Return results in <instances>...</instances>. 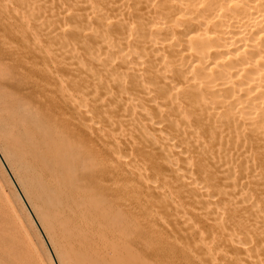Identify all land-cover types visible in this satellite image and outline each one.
<instances>
[{
	"label": "bare ground",
	"instance_id": "1",
	"mask_svg": "<svg viewBox=\"0 0 264 264\" xmlns=\"http://www.w3.org/2000/svg\"><path fill=\"white\" fill-rule=\"evenodd\" d=\"M0 162L56 264H262L264 0H0Z\"/></svg>",
	"mask_w": 264,
	"mask_h": 264
},
{
	"label": "rangeland",
	"instance_id": "2",
	"mask_svg": "<svg viewBox=\"0 0 264 264\" xmlns=\"http://www.w3.org/2000/svg\"><path fill=\"white\" fill-rule=\"evenodd\" d=\"M60 66H62V64L58 63V68H60ZM58 74H60V69L58 70ZM65 79L69 80V78L66 76L64 77V80ZM64 83H65L64 86L67 87V89L69 90L67 91L69 93L71 94L78 93V91H76V85L74 84L73 81L69 80V82L67 83L64 82ZM96 118L100 119L98 116ZM96 118H94V120ZM97 119L95 121L97 123L99 121L100 123L102 122L101 125L103 124V126L109 123V122L104 123L105 122L104 120H103L104 122L102 120L97 121ZM129 152L130 150H128L126 153L130 154ZM129 156H131V154ZM1 164L2 163L0 162V168H1L0 169V264H56L53 255L51 254L50 251H48L50 250V248H48L49 246L47 245L46 242L45 245L42 242L45 240L41 232H39L40 231L39 227H37L31 216L28 217L30 218L29 221H31L32 219L33 222L32 221L31 222L33 225H31V223L26 218L27 215H29V213H27L28 210L26 211L27 214L25 213V208L27 207H25V204L22 207L21 204H23L24 202L21 199H19L20 197H18L19 195L17 196L16 188L13 187L14 185H12L10 182L11 175L6 174L7 171L2 166L3 164L2 165ZM2 167L4 168V170ZM4 172L5 174H3ZM6 175L8 178L6 177ZM8 182L10 183V185ZM11 189L14 194H12ZM13 190L16 192H14ZM15 196L18 197L17 199L19 200L15 199ZM4 199L6 200V202ZM34 224L36 226H34ZM38 232L40 234H38ZM40 237H42L43 239ZM47 252H49L50 254ZM51 258L52 260L50 261ZM256 259L255 261L257 262L260 260L258 263L261 262L262 264H264L263 261L264 253H262L261 255L259 254V256Z\"/></svg>",
	"mask_w": 264,
	"mask_h": 264
}]
</instances>
